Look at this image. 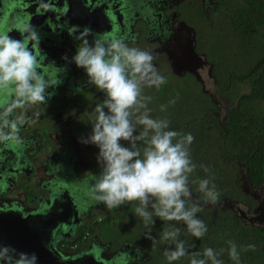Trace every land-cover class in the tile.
<instances>
[{
	"label": "flooded vegetation",
	"instance_id": "1",
	"mask_svg": "<svg viewBox=\"0 0 264 264\" xmlns=\"http://www.w3.org/2000/svg\"><path fill=\"white\" fill-rule=\"evenodd\" d=\"M228 1L230 4L232 0ZM223 4V0H52L38 12L33 0H0V25L9 12L7 9H14L9 18L5 17L0 30H10L12 37L21 39L20 29L34 25L40 40L39 44L29 42V47L41 61V69L53 79L59 72L62 81L47 89L50 96L46 103L15 107L13 115L23 117L24 123L19 131V143H0V208L17 207L22 213L35 212L47 207L53 196L69 206L58 190L63 187L71 195L76 213L71 211L61 224L65 230L74 226V231L72 236L58 240L56 246L74 239L84 228L80 239L84 245L74 253L90 249L109 264H142L150 259L151 253L129 240H121L113 247V239L104 241L100 237L99 231L103 234L107 226L106 219L112 218L114 223L121 216L115 211L107 216L115 208L109 209L93 200L91 176L101 170L97 163L99 150L93 144L82 143L80 138L91 134L89 116L103 100L104 93L88 83L84 69L78 68L71 58L84 38L92 40V35L84 37L83 33V28L89 27L102 39L122 37L130 47L151 51L156 70L159 73L161 69L164 76L169 66L163 64L160 68V65L166 56L185 57L191 34L198 31L197 25L219 15ZM76 26V33L70 35ZM146 86H142L144 91ZM3 102L16 104L14 98ZM257 188L261 190L260 186ZM250 194L257 200L250 222H256L254 226L264 239V228L257 214L258 207L264 204V193ZM220 229L221 226L214 224L205 237L210 240L225 237L221 241L227 242L233 234L221 233ZM106 231L112 235L109 229ZM253 244L257 250L260 248V242ZM249 252L253 251L245 253Z\"/></svg>",
	"mask_w": 264,
	"mask_h": 264
},
{
	"label": "clouds",
	"instance_id": "2",
	"mask_svg": "<svg viewBox=\"0 0 264 264\" xmlns=\"http://www.w3.org/2000/svg\"><path fill=\"white\" fill-rule=\"evenodd\" d=\"M77 27L69 34L74 35ZM20 31L22 38L16 39L10 30H0V143L20 142L24 118L13 115L15 107L46 103L50 96L47 89L62 82L59 72L53 79L41 69V61L29 47V42L39 44L36 27L28 25ZM83 33L84 37L92 35V40L84 38L71 61L84 69L90 85L104 93L89 116L91 134L80 138L99 150L97 163L101 170L91 176L93 200L109 209L137 202L134 214L143 221L147 229L144 236L153 244L157 242L151 230L154 216L182 221L189 234L202 238L208 231L196 215L202 209L199 204L187 206L191 199L190 176L197 168L190 152L195 138L191 133L170 129L166 118H153L148 107L152 97L143 94L145 84L159 88L167 83L156 70L155 57L149 50L130 47L122 37L102 39L89 27H84ZM9 98H14L16 104L3 102ZM175 102L172 99L169 104ZM160 110L166 111L167 105H161ZM200 167L210 172L208 166ZM198 187L205 203L218 202L212 175L200 179ZM180 236L178 227L165 228L161 233L160 241L168 245L163 254L169 264L189 255ZM227 244L234 264H241L242 251L257 250L255 244L238 246L234 240ZM224 252L223 248L217 251L211 247L202 253L192 252L189 264H224L219 258ZM37 260L34 252L17 253L10 246L0 245V264H37Z\"/></svg>",
	"mask_w": 264,
	"mask_h": 264
},
{
	"label": "rangeland",
	"instance_id": "3",
	"mask_svg": "<svg viewBox=\"0 0 264 264\" xmlns=\"http://www.w3.org/2000/svg\"><path fill=\"white\" fill-rule=\"evenodd\" d=\"M223 1L226 5L221 6L219 15L216 14L211 20L206 18L203 23L197 25L198 31L195 30L191 34L189 50L185 57L178 56L174 59V54H171L173 59H169L168 55L166 56L160 68L163 64L169 66V68L166 66L168 71L164 75L167 83L159 88L147 85L146 91L142 89L144 95L152 97L148 107L153 118L168 119L166 115L179 107L185 118L191 120L196 112L208 110L216 118V123L223 127L222 134L228 133L229 129H226L225 123L228 111L236 108L243 96L251 91L252 81L256 77L255 67L259 62H264V18L262 16V19L258 18L246 24L243 20H246L250 9L244 11L247 6L245 0H232L230 4L228 0ZM236 25H239L238 28ZM252 28L255 29L254 32ZM159 74L163 76L161 69ZM172 99H175V104H169ZM252 101L249 98L244 101L247 105L243 112L244 121L254 114V108L250 110ZM161 105H167V110L161 111ZM261 106H264V103ZM230 126L232 128L233 122ZM200 143L203 146V141ZM214 145L215 143L209 142L192 160L197 169L190 176L191 199L187 201V206L199 204L202 210L196 215L205 222L207 228H212L214 224L221 226L220 232L227 231L229 236L233 234L228 239L234 240L238 246L253 244L254 241L260 242L258 250L241 252V264H264V239L255 228L256 222H250L257 209V200L250 194L251 192L247 193L245 188L246 184L249 187L253 186L247 174V165L236 157L220 158L218 145ZM206 147L211 148V154ZM214 150L215 155H212ZM205 156L208 158H204ZM212 162L219 166L210 165ZM200 165L208 166L210 172L206 173ZM209 175L214 177L219 193L216 204L205 203L203 193L198 187V181ZM258 186L261 190L257 188ZM255 190L256 193H264V172ZM136 206L137 202L133 201L115 210H109L108 213L106 211L107 216H112L115 211L121 218L114 223L112 218L106 219L107 226L104 227L103 234L101 230L99 231L102 240L113 239V247L121 240H129L148 254L151 253L152 257L142 264H169L163 254L168 245L161 242L160 237L163 229L178 227L181 229L180 239L185 241L189 255L171 264H189L192 252H200L208 247L217 251L225 249L219 258L224 264H234L227 253V242L221 241L225 237L209 239L208 242L205 235L197 239L186 231V225L182 221H164L153 217L155 225L151 230L157 241L153 244L144 236L147 229L143 221L134 214ZM107 229L112 235L108 234ZM246 241L248 243H245Z\"/></svg>",
	"mask_w": 264,
	"mask_h": 264
},
{
	"label": "trees",
	"instance_id": "4",
	"mask_svg": "<svg viewBox=\"0 0 264 264\" xmlns=\"http://www.w3.org/2000/svg\"><path fill=\"white\" fill-rule=\"evenodd\" d=\"M247 6L244 11L250 9L246 20L243 21L248 24L263 16L264 18V0H245ZM248 19V20H247ZM245 24V25H246ZM250 25V24H249ZM239 25H236L238 28ZM251 26V25H250ZM254 32L255 29L252 28ZM264 62H259L255 67V78L253 79V87L250 92L245 94L239 105L236 108H231L225 119L226 129L228 133L223 135V127L216 123V118L208 110L196 112L191 120L186 119L184 114L178 107L177 110L172 111L166 115L170 121V129L180 131L183 133H191L194 136V142L190 146L191 158L197 155L200 149H203L209 142L218 145L220 150L218 153L220 158L227 156L238 158L247 165L248 177L251 180L253 187L257 186L262 178L264 172ZM253 100L250 110L254 108V114L250 115L247 120H243V112L246 109L245 100ZM263 101V102H261ZM179 111V112H177ZM249 112V110H248ZM242 116V117H240ZM233 126L231 128V124ZM237 124L235 125V123ZM213 130H218L214 132ZM203 141V146L200 143ZM126 143V142H125ZM206 149H208L206 147ZM211 154V148L207 150ZM215 155V150L212 155ZM204 158H208L205 156ZM212 166H219L215 163H210ZM197 169V168H196ZM198 171H203L199 170ZM155 217V216H154ZM84 228L71 242L80 241L84 233ZM206 242L210 241L205 237ZM201 253L203 250L200 251Z\"/></svg>",
	"mask_w": 264,
	"mask_h": 264
},
{
	"label": "water",
	"instance_id": "5",
	"mask_svg": "<svg viewBox=\"0 0 264 264\" xmlns=\"http://www.w3.org/2000/svg\"><path fill=\"white\" fill-rule=\"evenodd\" d=\"M32 1V0H24ZM38 5V12L52 0H33ZM14 9H7L0 27L9 18ZM41 65V64H40ZM246 191L256 196L252 187L246 184ZM61 197H66L65 203L53 196L47 207L35 212L22 213L17 207L0 208V245L10 246L17 253H35L38 257L37 264H109L108 261L99 258L90 250H82L76 253H62L56 246L58 240L73 235V228H62V224L71 211L76 213L75 204L67 189L60 187ZM56 195V193H55ZM64 195V196H63ZM259 224L264 228V204L258 207Z\"/></svg>",
	"mask_w": 264,
	"mask_h": 264
},
{
	"label": "built area",
	"instance_id": "6",
	"mask_svg": "<svg viewBox=\"0 0 264 264\" xmlns=\"http://www.w3.org/2000/svg\"><path fill=\"white\" fill-rule=\"evenodd\" d=\"M81 245H84V244H82L80 241L71 242V240H68V241H62V243H59V246H57V248L63 249L66 252V254H69V253H74Z\"/></svg>",
	"mask_w": 264,
	"mask_h": 264
}]
</instances>
